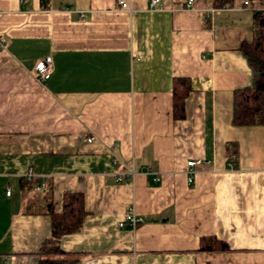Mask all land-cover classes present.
I'll use <instances>...</instances> for the list:
<instances>
[{
  "label": "crops",
  "instance_id": "obj_1",
  "mask_svg": "<svg viewBox=\"0 0 264 264\" xmlns=\"http://www.w3.org/2000/svg\"><path fill=\"white\" fill-rule=\"evenodd\" d=\"M118 1L0 0V264L38 263L47 205L59 212L65 190L87 211L59 240L77 264H264V125L232 123L233 93L253 78L240 44L254 38V10ZM175 77L192 83L183 119ZM28 175L44 189L23 188ZM131 209L144 221L121 227ZM203 236L229 248L201 251Z\"/></svg>",
  "mask_w": 264,
  "mask_h": 264
},
{
  "label": "trees",
  "instance_id": "obj_2",
  "mask_svg": "<svg viewBox=\"0 0 264 264\" xmlns=\"http://www.w3.org/2000/svg\"><path fill=\"white\" fill-rule=\"evenodd\" d=\"M233 0H212L214 7H223ZM263 1V0H251ZM45 4L46 0H42ZM254 38L240 44V50L246 57L252 70L253 78L249 86L238 88L233 93L232 123L235 126L264 125V10H255ZM192 90L188 77H175L173 82V117H186L185 102ZM23 188L30 189L40 184L34 177H22ZM47 212L51 218L52 236L38 248L37 264H77L76 258L65 256L59 246L63 235L81 231L87 211L84 206V196L81 192L65 190L62 197V207L54 211L52 203H48ZM229 248L225 240L217 236H203L200 239L201 251H219Z\"/></svg>",
  "mask_w": 264,
  "mask_h": 264
},
{
  "label": "built area",
  "instance_id": "obj_3",
  "mask_svg": "<svg viewBox=\"0 0 264 264\" xmlns=\"http://www.w3.org/2000/svg\"><path fill=\"white\" fill-rule=\"evenodd\" d=\"M194 2L195 0H188L186 7L187 8H191L194 6ZM119 6L122 9L128 10V11H132L133 7L131 6L130 2H127L125 0H119L118 1ZM244 6L245 8H252L254 11L255 10H264V5L263 4H259L256 6H253V1L251 0H245L244 1ZM164 3L162 0H151L149 7L151 9H156L159 8L161 6H163ZM217 9H213L212 12H215ZM6 46V42L3 40H0V49L5 48ZM1 54V52H0ZM52 70H53V66H52V60L50 56H46L45 58L39 60L38 62H36L35 66H34V74L37 77L38 81L40 82H45L46 80H48L52 74ZM86 140L88 142H92L94 140L93 136H89L86 138ZM114 161L116 163L119 162L118 158L114 157ZM200 163V161H196V160H191L188 162V182L191 183L194 180V174H195V169L194 167ZM124 172H122L119 176H118V181L122 180V177L124 176ZM127 175L129 176H133L134 171L133 168H127ZM27 177H31L30 175H28ZM162 178V175H156L154 176V180L156 182L160 181ZM45 187L44 182H41L40 184L35 186V190L37 191H41L43 190ZM11 191L9 188H7L6 190V194L10 195ZM144 219L142 216H138L134 213L133 209H131L130 211L126 212V214L124 215L123 220L119 221V225L121 227L125 226V225H129L131 226L132 229L135 228V226L140 223L143 222Z\"/></svg>",
  "mask_w": 264,
  "mask_h": 264
}]
</instances>
